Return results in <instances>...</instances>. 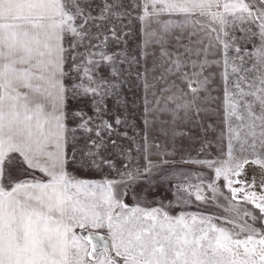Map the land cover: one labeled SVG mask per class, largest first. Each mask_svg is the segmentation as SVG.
Segmentation results:
<instances>
[{
    "label": "snow or ice",
    "instance_id": "6c2138e0",
    "mask_svg": "<svg viewBox=\"0 0 264 264\" xmlns=\"http://www.w3.org/2000/svg\"><path fill=\"white\" fill-rule=\"evenodd\" d=\"M229 18L250 25L244 35L229 37ZM220 53L226 159L211 157L202 123ZM194 129L205 137L195 157L175 143ZM249 162L264 167V0H0V264H264V185L257 194L233 178ZM188 165L213 170L207 187L230 205H254L240 232L170 215L171 201L125 202L129 186L135 196L138 184L164 182L177 204L193 189L206 202ZM104 168L118 179L80 175Z\"/></svg>",
    "mask_w": 264,
    "mask_h": 264
},
{
    "label": "rangeland",
    "instance_id": "374dc122",
    "mask_svg": "<svg viewBox=\"0 0 264 264\" xmlns=\"http://www.w3.org/2000/svg\"><path fill=\"white\" fill-rule=\"evenodd\" d=\"M170 17L167 15L163 16V20H168ZM174 25H179L182 23V19L178 17H171ZM226 26L225 30L229 33V37L235 35L240 37L244 35L240 31V27H249L250 25H241L240 22H235V26L231 22ZM204 23H208V21H204ZM218 27V25H214ZM174 30L180 31L178 27H174ZM187 30H192L191 25H188ZM253 30H255L253 26ZM199 35H203L202 33ZM213 37L216 33H212ZM198 36L192 37L193 40L197 39ZM227 39V38H226ZM140 40L139 33V22L133 21L131 25V35L127 37L128 45L133 50H136V46ZM207 42V41H206ZM258 43V41H256ZM242 47H247L249 50L252 48V43H244L241 42ZM234 53L230 52L229 55H233ZM220 59V64L218 66H214L213 71L216 73L213 88L211 95L215 98L210 105V112L203 115L202 123L207 126L211 125L209 129V135L207 139L212 140L213 148L210 150L211 157H220V159H226V156H221V151L227 150V137L226 135L221 138V134L225 133V124H224V80L221 76V73L225 71V66L223 63V54L220 53L216 57ZM230 80L229 87H231L232 81L235 80V76L231 74V68L227 69ZM131 98V93L128 94ZM139 97V93H137V99ZM191 129V125H179L177 127L178 132H187ZM131 135V133H130ZM202 132L199 129L191 130V138L188 136H177L175 143L178 148L182 147L185 150L186 155H191L193 157L197 156V153L200 149V140L204 139ZM126 146L128 144L127 141L123 142ZM112 152H117L115 149H110ZM136 154V149L133 148V155ZM207 157V158H211ZM116 165V168H121L122 160L119 155H113L111 157ZM179 158V154L177 156ZM200 158H206L201 156ZM142 163V161H141ZM244 172L237 177H233L234 179H238L240 181H245L249 185L253 187L250 190H254L257 194H260L262 191V185H264V167H261L258 163L253 164L249 162L244 166ZM180 169H177L179 171ZM187 173H192V175L188 176V183L192 185L201 184L200 195L202 197L207 198L205 200L197 201L195 199V189H193V195L187 196L185 195V199H187L188 203L181 202L180 204L176 203V197L173 195L174 189L170 187L168 182L158 183L156 186H151L149 184H138L135 186V196L133 195V187L129 186L128 196L125 198V202L129 205L136 203L137 201L141 204L142 207H157L162 202L167 205L169 202H172V206L166 208L165 210L169 212L170 215H177L181 212L185 213H195V214H204L206 216L212 217L210 223L217 224L218 226L226 227L231 231L240 232V226L244 224L245 218L243 217V213L245 211H254V205L250 203L244 202L240 197H237L236 200H233L231 205L228 200H226L223 196H219L218 194H214L210 188L207 187L210 183L213 182L214 179V171L207 168H200L196 166H184L183 169ZM90 173H95L97 175H105L107 177H115L116 172L112 171L108 168H104L103 171L89 172V173H81L80 175H86ZM183 178L177 180L173 178L171 180V184L182 183ZM216 185L224 192L225 196H231V193L227 188H224V181L221 177L220 179L215 181ZM234 186H239L238 184H234ZM215 197V198H213ZM231 208V210H229ZM258 214V210H255ZM239 212V215L236 213ZM199 218V217H198ZM248 223H252L251 218H248ZM257 228L264 227L259 222L255 224ZM240 238H244V234L241 233Z\"/></svg>",
    "mask_w": 264,
    "mask_h": 264
},
{
    "label": "crops",
    "instance_id": "0c3cea01",
    "mask_svg": "<svg viewBox=\"0 0 264 264\" xmlns=\"http://www.w3.org/2000/svg\"><path fill=\"white\" fill-rule=\"evenodd\" d=\"M81 176H83L84 178H88V179H102L103 177H105V175H97L95 173H90V174L81 175ZM109 178H112V177H109ZM113 178H117L118 179L117 175L115 177H113ZM100 234L101 235H106V232L102 231Z\"/></svg>",
    "mask_w": 264,
    "mask_h": 264
}]
</instances>
